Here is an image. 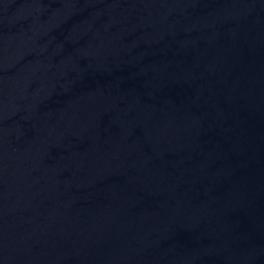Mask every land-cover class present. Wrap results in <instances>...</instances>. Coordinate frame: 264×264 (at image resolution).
I'll return each mask as SVG.
<instances>
[{"label":"water","instance_id":"water-1","mask_svg":"<svg viewBox=\"0 0 264 264\" xmlns=\"http://www.w3.org/2000/svg\"><path fill=\"white\" fill-rule=\"evenodd\" d=\"M0 264H264V0H0Z\"/></svg>","mask_w":264,"mask_h":264}]
</instances>
